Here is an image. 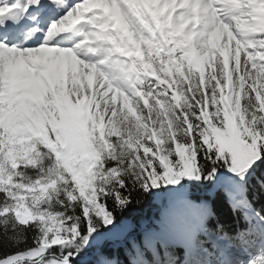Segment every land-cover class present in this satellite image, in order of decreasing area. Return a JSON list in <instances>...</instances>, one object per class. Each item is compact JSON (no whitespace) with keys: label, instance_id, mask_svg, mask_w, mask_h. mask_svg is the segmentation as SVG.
Returning a JSON list of instances; mask_svg holds the SVG:
<instances>
[{"label":"snow or ice","instance_id":"6c2138e0","mask_svg":"<svg viewBox=\"0 0 264 264\" xmlns=\"http://www.w3.org/2000/svg\"><path fill=\"white\" fill-rule=\"evenodd\" d=\"M0 264H264V0H0Z\"/></svg>","mask_w":264,"mask_h":264}]
</instances>
